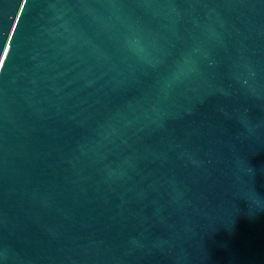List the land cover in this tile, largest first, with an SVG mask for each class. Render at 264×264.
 Here are the masks:
<instances>
[{
  "label": "water",
  "instance_id": "1",
  "mask_svg": "<svg viewBox=\"0 0 264 264\" xmlns=\"http://www.w3.org/2000/svg\"><path fill=\"white\" fill-rule=\"evenodd\" d=\"M0 264H264V0H0Z\"/></svg>",
  "mask_w": 264,
  "mask_h": 264
}]
</instances>
